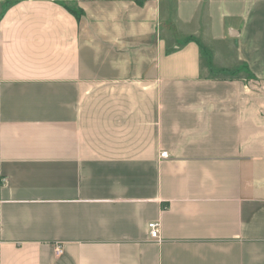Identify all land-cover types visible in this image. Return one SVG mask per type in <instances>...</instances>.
Here are the masks:
<instances>
[{
	"label": "crops",
	"instance_id": "0c3cea01",
	"mask_svg": "<svg viewBox=\"0 0 264 264\" xmlns=\"http://www.w3.org/2000/svg\"><path fill=\"white\" fill-rule=\"evenodd\" d=\"M0 171V264H264V0H0Z\"/></svg>",
	"mask_w": 264,
	"mask_h": 264
},
{
	"label": "built area",
	"instance_id": "2783aa9c",
	"mask_svg": "<svg viewBox=\"0 0 264 264\" xmlns=\"http://www.w3.org/2000/svg\"><path fill=\"white\" fill-rule=\"evenodd\" d=\"M161 158H167V153L163 152L161 154ZM6 182V178L5 176L1 173L0 171V208H1V204H2V199H1V190L4 186ZM147 230L149 233V238L151 240H159V234H160V224L159 222H150L147 225ZM54 252L57 256L62 254V247L59 244H55L54 246Z\"/></svg>",
	"mask_w": 264,
	"mask_h": 264
}]
</instances>
